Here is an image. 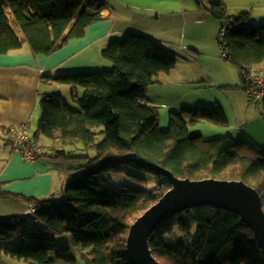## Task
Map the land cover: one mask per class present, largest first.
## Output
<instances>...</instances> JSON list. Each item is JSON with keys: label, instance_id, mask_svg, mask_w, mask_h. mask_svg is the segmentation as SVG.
Wrapping results in <instances>:
<instances>
[{"label": "trees", "instance_id": "1", "mask_svg": "<svg viewBox=\"0 0 264 264\" xmlns=\"http://www.w3.org/2000/svg\"><path fill=\"white\" fill-rule=\"evenodd\" d=\"M196 3L223 23L220 47L240 73L264 63V25L253 26L250 14L231 13L223 4ZM106 7L102 0H0V55L23 46L12 20L32 54L50 55L70 39L83 37L87 27L102 20ZM102 55L113 63L112 69L43 77L81 88L84 94H72L70 102L78 105L74 109L60 93H39L40 117L33 139L79 141L88 154L72 155L53 147L52 160L73 166L64 172L69 181L61 202L0 190L3 197L39 206L27 217L0 218V252L30 264H78L68 246L55 245V236L70 234L76 245L90 250L84 254L87 264H131L126 253L131 225L171 187L153 167L178 178L244 181L258 191L264 208V151L243 139L204 140L190 129L200 122L227 126L222 109L185 106L170 112L167 131L160 128L159 109L147 102L148 90L157 77L176 68L175 55L151 38L130 34L111 42ZM259 104L264 110V99ZM131 169L154 176L157 188L112 187L102 179L129 174ZM36 223L40 231L30 228ZM175 229L184 234L177 240ZM5 243L15 245L9 248ZM150 246L162 264H264L253 232L240 217L209 206L166 221L151 236ZM51 253H56L54 259Z\"/></svg>", "mask_w": 264, "mask_h": 264}, {"label": "crops", "instance_id": "2", "mask_svg": "<svg viewBox=\"0 0 264 264\" xmlns=\"http://www.w3.org/2000/svg\"><path fill=\"white\" fill-rule=\"evenodd\" d=\"M103 1V0H102ZM223 4L231 13L250 14L253 26L264 25V0H210ZM101 11L102 20L87 27L81 38L70 39L63 47L50 55H34L24 36L12 20L11 27L22 40V48L0 55V190L38 200H57L58 183L61 181L60 198L66 196L64 172L71 164L55 162L52 156L41 157L35 162H23L9 140L13 131L27 127L33 138L38 127L40 109L39 93H53L62 89L72 101V94L82 97L83 89H72L43 79L48 74H76L77 66L87 63L91 73L110 70L113 63L103 58L102 52L113 41H121L126 35H138L155 40L177 58L176 68L169 74L156 78L149 87L147 102L156 106L160 113V128L169 125V114L182 107L220 108L232 128L220 131L219 136L247 140L264 151V110L259 115L242 88L240 71L232 66L222 53L220 31L222 22L212 18L196 0H110ZM112 3V5L110 4ZM22 34V33H21ZM223 34V31H221ZM223 57L220 56V52ZM264 72V63L256 66ZM81 73V72H79ZM241 83V86L239 85ZM57 89V90H56ZM52 91V92H48ZM64 97V96H63ZM248 99V100H247ZM65 100V98H64ZM78 109V105L74 103ZM261 106V105H260ZM163 124V126H162ZM204 122L191 127V131L205 134L198 128ZM227 124V125H228ZM230 127V125H229ZM210 130L209 127H204ZM10 131L11 135L8 134ZM259 135V136H258ZM239 137V138H237ZM45 147H54L72 155L85 156L88 150L79 141L59 142L54 145L41 140ZM50 140V139H48ZM210 141V140H208ZM90 154V153H89ZM92 154V153H91ZM66 184V185H65ZM58 201V200H57ZM37 203L0 195V218L27 217ZM33 231H40L41 224H31ZM72 236H55V245L68 246L78 264H87L84 254L90 252L80 245H73ZM15 244L5 243L12 248ZM51 258L56 253H51ZM0 264H30L11 258L0 252Z\"/></svg>", "mask_w": 264, "mask_h": 264}, {"label": "water", "instance_id": "3", "mask_svg": "<svg viewBox=\"0 0 264 264\" xmlns=\"http://www.w3.org/2000/svg\"><path fill=\"white\" fill-rule=\"evenodd\" d=\"M153 168L169 179L171 187L131 225L126 242L131 264H162L150 246L153 233L172 217L205 206L239 216L264 256V208L254 187L240 180L178 178L169 170Z\"/></svg>", "mask_w": 264, "mask_h": 264}, {"label": "rangeland", "instance_id": "4", "mask_svg": "<svg viewBox=\"0 0 264 264\" xmlns=\"http://www.w3.org/2000/svg\"><path fill=\"white\" fill-rule=\"evenodd\" d=\"M103 1H110V0H103ZM234 1V0H233ZM112 5V3H110ZM20 36L23 38V35L20 33ZM25 38H24V45H26L27 43L25 42ZM220 53V56L223 57L221 51L219 52ZM229 69H232V64L230 62H226ZM88 64L87 63H82L81 66H77V68L75 69L74 72H83V73H91V72H94L95 69H94V66L91 67V71H88L86 70L87 68H89L87 66ZM232 65V66H231ZM76 73V74H78ZM239 85L241 86V83H239ZM57 90V89H56ZM48 92H52V91H48ZM56 93H62V89H58L57 91H55ZM63 96L65 98V102H69L70 105L73 107V108H76V106L74 104H72L70 101H69V97L67 95V93H63ZM248 100V99H247ZM248 102L253 105V107L255 108L256 111H258L259 115H261V112L263 111V108L260 106V104L258 102H254V101H250L248 100ZM264 121V118L262 119ZM169 124V123H168ZM230 125V127H229ZM163 126V124H162ZM207 126L210 128V130H207L205 129L204 127ZM168 127L169 125L166 127L165 130L163 131H167L168 130ZM198 128L205 134L206 138H211V139H208V140H213V139H219V138H225V137H228V135H223V136H219L220 135V131H224L227 132L229 128H232V125L231 123L228 124L227 126H224V127H220V126H216L212 123H209V122H204V124H201L200 126H198ZM264 133V132H263ZM32 135V134H31ZM259 136V135H258ZM264 136V134H263ZM239 138V137H237ZM264 138V137H263ZM41 140L43 142H45L46 144H52L54 145V141H51V140H45L44 138H41ZM207 140V139H206ZM236 140H239V139H236ZM264 139H262L263 141ZM251 143H254L256 144L254 141H251ZM91 154V153H90ZM102 179L110 186L112 187H124V186H134V185H140L148 190H155L157 188V181L156 179L154 178V176H152L151 174H148L146 172H143V171H138L136 169H131L129 171V174H111V175H104L102 177ZM65 182H68V181H65ZM67 184V183H66ZM65 184V185H66ZM60 186H61V181H59L58 183V196H57V200L58 201H62L64 198H66V196L64 198H60L61 197V193H59V190H60ZM66 189V188H65ZM66 193V192H65ZM174 234H176V236L174 237L175 240L181 238L184 234L180 231H177V229H175L174 231ZM20 240H16V242H19ZM14 244V243H13ZM73 245H76L75 243L72 244Z\"/></svg>", "mask_w": 264, "mask_h": 264}, {"label": "built area", "instance_id": "5", "mask_svg": "<svg viewBox=\"0 0 264 264\" xmlns=\"http://www.w3.org/2000/svg\"><path fill=\"white\" fill-rule=\"evenodd\" d=\"M241 77L242 87L249 100L260 103L264 99V73L252 67L243 71ZM11 146L21 155L23 162H35L41 157L52 156L55 153L53 147L42 146L34 140L25 126L13 131ZM36 209L33 207L31 213H35Z\"/></svg>", "mask_w": 264, "mask_h": 264}, {"label": "bare ground", "instance_id": "6", "mask_svg": "<svg viewBox=\"0 0 264 264\" xmlns=\"http://www.w3.org/2000/svg\"><path fill=\"white\" fill-rule=\"evenodd\" d=\"M221 51H222V53H223V54H225V56H224V57H226L227 55H226V52H225V50H223V49L221 48ZM227 59H228V58H227ZM253 67H254V68L257 70V71H259V70L257 69V67H256V66H253ZM249 68H252V67H249ZM247 69H248V68H247ZM245 70H246V69H245ZM245 70H244V71H245ZM242 72H243V71H242ZM242 72H241V73H242ZM259 72H262V71H259ZM263 73H264V72H263ZM242 88H243V87H242Z\"/></svg>", "mask_w": 264, "mask_h": 264}, {"label": "clouds", "instance_id": "7", "mask_svg": "<svg viewBox=\"0 0 264 264\" xmlns=\"http://www.w3.org/2000/svg\"><path fill=\"white\" fill-rule=\"evenodd\" d=\"M12 135H13V133H12ZM42 146H45V145H42Z\"/></svg>", "mask_w": 264, "mask_h": 264}]
</instances>
